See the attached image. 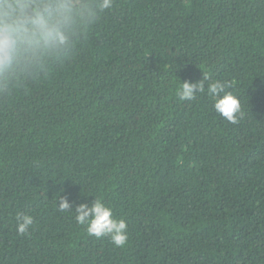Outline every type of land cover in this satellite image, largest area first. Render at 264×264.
Instances as JSON below:
<instances>
[{
	"label": "trees",
	"instance_id": "trees-1",
	"mask_svg": "<svg viewBox=\"0 0 264 264\" xmlns=\"http://www.w3.org/2000/svg\"><path fill=\"white\" fill-rule=\"evenodd\" d=\"M203 74L230 85L237 123L207 91L176 96ZM95 197L125 246L76 221ZM0 264H264V0H113L69 58L0 99Z\"/></svg>",
	"mask_w": 264,
	"mask_h": 264
},
{
	"label": "clouds",
	"instance_id": "clouds-1",
	"mask_svg": "<svg viewBox=\"0 0 264 264\" xmlns=\"http://www.w3.org/2000/svg\"><path fill=\"white\" fill-rule=\"evenodd\" d=\"M112 6L113 0H0V99L14 97L69 58ZM228 88L226 81L211 80L203 74L197 83L181 82L176 96L191 101L197 93L207 91L215 111L235 124L242 116L241 106ZM57 207L61 212L73 208L61 197ZM74 210L76 221L86 225L89 236H108L117 248L127 243L126 220L116 219L103 197H95L91 205L80 203ZM16 219L18 233L26 234L33 217L21 213Z\"/></svg>",
	"mask_w": 264,
	"mask_h": 264
}]
</instances>
